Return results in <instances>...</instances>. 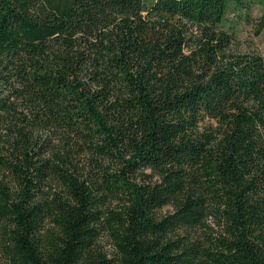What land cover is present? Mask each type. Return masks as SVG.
<instances>
[{"label": "trees", "instance_id": "trees-1", "mask_svg": "<svg viewBox=\"0 0 264 264\" xmlns=\"http://www.w3.org/2000/svg\"><path fill=\"white\" fill-rule=\"evenodd\" d=\"M255 4L0 0V264H264Z\"/></svg>", "mask_w": 264, "mask_h": 264}, {"label": "rangeland", "instance_id": "rangeland-1", "mask_svg": "<svg viewBox=\"0 0 264 264\" xmlns=\"http://www.w3.org/2000/svg\"><path fill=\"white\" fill-rule=\"evenodd\" d=\"M153 1V0H151ZM261 7L258 4L254 5L252 15L250 19L245 20L244 18L235 20L238 25L235 30L236 32V44L237 49L241 52H254L264 56V31L258 36L257 22L261 17ZM233 20V17H230ZM172 208H167L163 211V214L171 213ZM212 227L216 228L212 225ZM104 249L110 252V246L106 240H104Z\"/></svg>", "mask_w": 264, "mask_h": 264}]
</instances>
